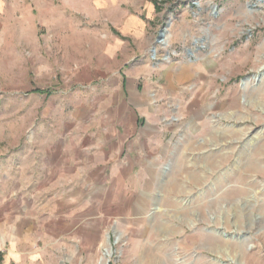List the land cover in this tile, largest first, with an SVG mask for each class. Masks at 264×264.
Wrapping results in <instances>:
<instances>
[{
  "label": "rangeland",
  "instance_id": "obj_1",
  "mask_svg": "<svg viewBox=\"0 0 264 264\" xmlns=\"http://www.w3.org/2000/svg\"><path fill=\"white\" fill-rule=\"evenodd\" d=\"M133 21L145 28L128 32ZM111 38L174 64V101L159 103L161 152L100 207L102 236L74 239L59 264H100L106 248L109 264H264V0H0L1 244L30 252L11 232L42 225L10 179L41 118L36 90L69 89Z\"/></svg>",
  "mask_w": 264,
  "mask_h": 264
},
{
  "label": "crops",
  "instance_id": "obj_2",
  "mask_svg": "<svg viewBox=\"0 0 264 264\" xmlns=\"http://www.w3.org/2000/svg\"><path fill=\"white\" fill-rule=\"evenodd\" d=\"M144 28L133 21L126 29ZM107 43L97 61L74 74L69 89L36 90L46 94L41 118L29 130L26 154L12 156L10 179L13 191H32L42 225L11 232L12 240L30 238V252H20L16 241L0 242V264H59L56 254L77 250L74 239L101 237L93 229L100 207L114 206V191L128 188L149 154L163 148L159 103L174 101V64L132 56L120 39ZM176 76L183 85L193 75L183 67ZM66 238L72 240L62 248Z\"/></svg>",
  "mask_w": 264,
  "mask_h": 264
},
{
  "label": "bare ground",
  "instance_id": "obj_3",
  "mask_svg": "<svg viewBox=\"0 0 264 264\" xmlns=\"http://www.w3.org/2000/svg\"><path fill=\"white\" fill-rule=\"evenodd\" d=\"M163 43H165V42H163ZM111 254H112L111 249L110 248H106L105 252H104V258H103V260H102V262L100 264H106L107 259L111 256Z\"/></svg>",
  "mask_w": 264,
  "mask_h": 264
},
{
  "label": "water",
  "instance_id": "obj_4",
  "mask_svg": "<svg viewBox=\"0 0 264 264\" xmlns=\"http://www.w3.org/2000/svg\"><path fill=\"white\" fill-rule=\"evenodd\" d=\"M162 38H163V35L161 34V35L159 36L158 41L162 40ZM106 264H109V261H108Z\"/></svg>",
  "mask_w": 264,
  "mask_h": 264
}]
</instances>
